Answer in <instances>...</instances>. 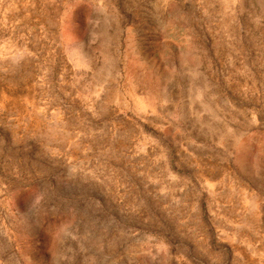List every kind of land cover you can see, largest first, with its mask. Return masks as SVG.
<instances>
[{"label": "rangeland", "instance_id": "rangeland-1", "mask_svg": "<svg viewBox=\"0 0 264 264\" xmlns=\"http://www.w3.org/2000/svg\"><path fill=\"white\" fill-rule=\"evenodd\" d=\"M0 264H264V0H0Z\"/></svg>", "mask_w": 264, "mask_h": 264}]
</instances>
